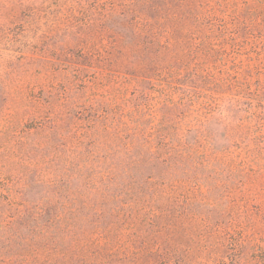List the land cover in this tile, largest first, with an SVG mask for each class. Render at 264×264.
Returning <instances> with one entry per match:
<instances>
[{"label":"rangeland","instance_id":"obj_1","mask_svg":"<svg viewBox=\"0 0 264 264\" xmlns=\"http://www.w3.org/2000/svg\"><path fill=\"white\" fill-rule=\"evenodd\" d=\"M0 264H264V0H0Z\"/></svg>","mask_w":264,"mask_h":264},{"label":"trees","instance_id":"obj_2","mask_svg":"<svg viewBox=\"0 0 264 264\" xmlns=\"http://www.w3.org/2000/svg\"><path fill=\"white\" fill-rule=\"evenodd\" d=\"M211 143L214 148L221 146V143ZM195 144V141L188 142L182 139L172 144L167 142V140L162 142V148L166 150V153L163 155L161 166L164 171V175L168 176L167 179H170L173 176H179L177 175L179 172L187 173L191 168H195L197 166L205 167L207 165V162H205L203 157L200 159L196 158L197 160L194 158L195 155L193 152ZM127 151H130V149ZM139 157L140 158L137 159L136 163L145 161V159H141L142 156ZM138 165H140V163H138L137 166ZM162 180L164 182H172V180H164V178H162Z\"/></svg>","mask_w":264,"mask_h":264}]
</instances>
